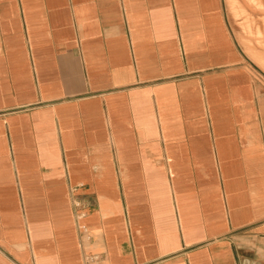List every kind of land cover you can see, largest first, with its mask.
I'll return each instance as SVG.
<instances>
[{"label":"crops","instance_id":"obj_1","mask_svg":"<svg viewBox=\"0 0 264 264\" xmlns=\"http://www.w3.org/2000/svg\"><path fill=\"white\" fill-rule=\"evenodd\" d=\"M253 1L0 0V264H264Z\"/></svg>","mask_w":264,"mask_h":264},{"label":"rangeland","instance_id":"obj_2","mask_svg":"<svg viewBox=\"0 0 264 264\" xmlns=\"http://www.w3.org/2000/svg\"><path fill=\"white\" fill-rule=\"evenodd\" d=\"M253 23H254V20H253ZM249 32H252V36L255 37V38H257L259 40L258 42L261 43V40L264 38V34H262L260 28H258V30H257L256 33H254L251 29L249 30Z\"/></svg>","mask_w":264,"mask_h":264},{"label":"bare ground","instance_id":"obj_3","mask_svg":"<svg viewBox=\"0 0 264 264\" xmlns=\"http://www.w3.org/2000/svg\"><path fill=\"white\" fill-rule=\"evenodd\" d=\"M253 1V0H252ZM259 1V0H258ZM258 1H257V3H258ZM254 2V1H253ZM256 2V1H255ZM263 6V5H262Z\"/></svg>","mask_w":264,"mask_h":264}]
</instances>
